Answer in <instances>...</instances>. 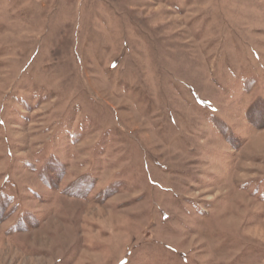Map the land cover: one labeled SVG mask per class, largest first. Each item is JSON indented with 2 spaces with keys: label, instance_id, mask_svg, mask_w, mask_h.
I'll return each instance as SVG.
<instances>
[{
  "label": "rangeland",
  "instance_id": "rangeland-1",
  "mask_svg": "<svg viewBox=\"0 0 264 264\" xmlns=\"http://www.w3.org/2000/svg\"><path fill=\"white\" fill-rule=\"evenodd\" d=\"M0 264H264V0H0Z\"/></svg>",
  "mask_w": 264,
  "mask_h": 264
}]
</instances>
